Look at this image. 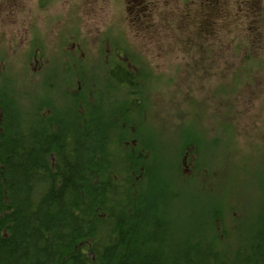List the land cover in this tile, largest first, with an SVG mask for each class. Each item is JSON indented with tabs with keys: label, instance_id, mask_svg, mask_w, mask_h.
Returning <instances> with one entry per match:
<instances>
[{
	"label": "trees",
	"instance_id": "1",
	"mask_svg": "<svg viewBox=\"0 0 264 264\" xmlns=\"http://www.w3.org/2000/svg\"><path fill=\"white\" fill-rule=\"evenodd\" d=\"M197 3L206 10L199 15L200 50L208 48L212 55H193L188 66L201 68L208 59L227 86L225 69L233 71L235 85L217 87L219 96L228 95L217 109L228 112L237 85L254 79L264 57L254 53L261 40L250 43L247 34L230 47L217 46L211 40L221 36L215 26L240 21L247 28L264 14L260 0ZM127 11L138 34L151 31L147 7L128 0ZM228 47L236 61L227 58L225 64L217 52ZM111 66L116 69H107L109 88L103 91L114 104L107 103V111L99 88L89 97L79 89L72 93L70 78L74 109L68 115L47 97H28L8 78L9 85L0 84V264H264V190L254 205L252 193L243 194L251 203L247 225L241 221L244 206L235 200L240 191L222 185L218 207L212 210L207 202L198 211L196 194L189 191L213 187L211 166L223 161L215 150L227 152L233 125L219 123L210 158L201 139L206 131L198 133L193 124L187 125L189 133L183 131L184 142L171 148L161 133L145 128L144 70L126 59ZM191 108L194 116H203L195 103Z\"/></svg>",
	"mask_w": 264,
	"mask_h": 264
},
{
	"label": "rangeland",
	"instance_id": "2",
	"mask_svg": "<svg viewBox=\"0 0 264 264\" xmlns=\"http://www.w3.org/2000/svg\"><path fill=\"white\" fill-rule=\"evenodd\" d=\"M127 1L0 0V84L9 85L8 78L14 87H22L28 97L40 100L47 97L57 110L68 115L74 109L66 82L70 78L72 93H78L79 89L89 97L99 88V96L105 103L102 110L107 111L111 107L107 103L114 104L103 91L106 79L110 78L107 69L115 70L111 65L126 59L134 69L136 66L144 70V83L149 89L145 128L154 134L161 133L171 148L179 141L184 142L183 131L189 133L187 125L193 124L198 133L205 129L202 145L209 147L210 158L211 142L217 140L219 123L233 125L234 136L229 140L227 152L222 148L215 150L223 153V161L220 157V165L211 166L215 174L209 172V184L213 187L204 191L191 187L189 191L196 194L193 204L197 211L207 202L212 210L218 207L221 190L218 187L222 185L240 191L242 196L234 198L244 206L241 221L247 225L251 203L243 194L252 193L254 205L261 201L264 190V65L254 68V79L248 84L237 85L231 103L226 104L228 112L218 111V100L228 95L222 94L221 98L217 87L219 84L226 89L233 87V71L225 69L227 86L225 79H217L220 72L212 73L208 59L200 63L201 68L188 66L193 55L194 59L212 55L208 48L200 50L204 36L198 24L199 15L206 10L198 7L197 0H133L152 14L151 31L142 35L143 32L138 34V26L131 24ZM259 5L260 13L264 14V0ZM242 23H217L215 29L221 36L211 40L218 41L217 46L228 43L230 47L229 42L241 41L247 34L250 43L258 44L261 40L259 52L254 53L264 57V15L259 23H247V28ZM229 47L226 53L217 52L225 64L227 58L236 61V54ZM146 72L151 75L146 77ZM193 103L203 109L202 117L194 116Z\"/></svg>",
	"mask_w": 264,
	"mask_h": 264
}]
</instances>
